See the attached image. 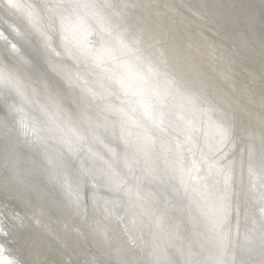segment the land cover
<instances>
[{"label":"snow or ice","instance_id":"6c2138e0","mask_svg":"<svg viewBox=\"0 0 264 264\" xmlns=\"http://www.w3.org/2000/svg\"><path fill=\"white\" fill-rule=\"evenodd\" d=\"M0 264H264V0H0Z\"/></svg>","mask_w":264,"mask_h":264},{"label":"bare ground","instance_id":"6f19581e","mask_svg":"<svg viewBox=\"0 0 264 264\" xmlns=\"http://www.w3.org/2000/svg\"><path fill=\"white\" fill-rule=\"evenodd\" d=\"M145 2H153V0H145ZM177 6L180 5H188L189 7H194L206 2H212V0H174ZM258 3V0H256ZM182 11H185V9H182ZM244 67H247L249 71H252L256 68V65L244 60L243 57L239 58L238 60V67H237V76H236V83L238 88H243L244 85L250 83L249 78H248V73L243 70ZM255 92H259V86L257 85L255 88ZM242 101L244 104H248L249 100L248 97L243 96L241 97Z\"/></svg>","mask_w":264,"mask_h":264}]
</instances>
